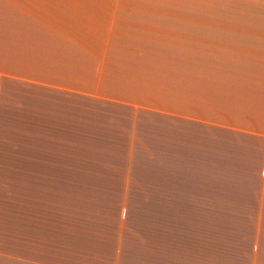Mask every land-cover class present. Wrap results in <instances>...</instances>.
Instances as JSON below:
<instances>
[{"label":"crops","instance_id":"crops-1","mask_svg":"<svg viewBox=\"0 0 264 264\" xmlns=\"http://www.w3.org/2000/svg\"><path fill=\"white\" fill-rule=\"evenodd\" d=\"M212 1L234 2L239 11L156 10L153 5L165 0H0V140L4 132H22L28 179H97L87 165L122 163L123 168L130 165L124 174L101 168L109 179L126 180L127 195L139 190L177 202L181 194L190 196L185 207L175 202L162 210L158 202L135 215L133 206L125 205L122 245L127 228L134 226L138 247L145 243L140 233L147 228L161 249L162 210L172 215L175 245L181 241L179 222L187 223V264H239V221L227 228L222 223L228 222L227 212L239 213L241 203L222 199L227 193L257 196L252 200L257 223L260 192H216L206 185L211 177L206 167L219 166L224 174L239 177L240 164H255L263 189L264 0ZM232 145L242 146L243 159L230 154ZM179 164L191 174L178 175ZM30 191L27 220L36 216ZM196 197L205 202L197 203ZM63 208L59 204L58 217L45 214L51 227L38 231L47 250L56 245L57 234L66 243ZM30 222L28 264L38 234ZM52 222H58V231ZM87 224L97 229L96 221ZM80 228L77 224L72 230ZM230 245L237 250L230 252ZM114 252L110 248L103 259L112 264ZM136 252L141 255L140 249ZM55 256L60 264L67 260L63 245ZM154 259L162 264V257Z\"/></svg>","mask_w":264,"mask_h":264},{"label":"rangeland","instance_id":"rangeland-1","mask_svg":"<svg viewBox=\"0 0 264 264\" xmlns=\"http://www.w3.org/2000/svg\"><path fill=\"white\" fill-rule=\"evenodd\" d=\"M165 1L169 2L153 6L157 7L156 10L173 12L196 11L230 14L239 11V4L234 2L212 0L206 3H191L189 0ZM20 136H22V132L9 131L2 133L3 140H0V264H28L27 231L29 230V220L32 221L30 222L32 231L36 230V234L38 231L39 233L42 232L45 227L47 228L46 224L51 227L49 225L50 220H45V214L58 217L60 214L59 204L64 205L62 213L67 215L68 220L69 227L66 228L68 234L65 235L66 243L61 244L57 234L56 245H52V248L47 250L42 241V235L38 233L34 240L35 254L31 264H60L59 257L55 256V253L60 252L61 245L64 246V251L68 255L67 260L62 261L63 264H110V261L108 263L107 259H103L104 256L108 255L110 248L115 251L112 264H118V261L120 264L156 263L155 259L146 257L149 256L148 254L146 256L137 254L140 238L137 237L139 234L136 235L134 226L129 230L127 228L128 232L122 245L121 230L123 224L121 223L127 214L125 205H135L133 201L135 197L132 198L131 195L125 194L128 187L125 179L122 177L120 181L113 177L109 179L108 172L104 176L105 170L101 168L107 166L108 171H121L124 174L130 165H126L125 168L122 167V163L87 165L95 169L99 177L97 179H87L85 176L77 178L75 175H71L65 180L43 179L39 178L38 175V178L28 179L27 145H20V141H22ZM226 143L222 147L224 150L227 147ZM22 144H26V142H22ZM185 150L187 151V149ZM230 154L239 160L244 158L242 146L232 145ZM231 165L233 164L225 166ZM145 166L149 169L153 168L150 165ZM184 168L186 167L179 164L178 175L187 176V174H191ZM188 169L191 170V168ZM239 170L238 177L235 174H224L219 166L214 167L207 164L206 174L208 176L209 173L211 177L205 180L206 185L216 189V192L225 189L241 194L253 193L256 195L260 192L257 223L256 212L258 211L255 204L252 203V200L257 199V196H246L239 198V203H241L239 204V213L227 212L226 219L228 222L222 224L224 228L233 227L232 224L239 221L236 227L239 232V264H264V186L262 185L263 189H260L255 164L250 166L249 164H240ZM198 171L203 172L202 169H198L196 175H199ZM229 176L232 177L226 181ZM262 178L264 184V174H262ZM213 184L216 185L213 186ZM206 188L209 189V187ZM31 189H33L36 205V216L35 219L27 220ZM194 192L200 193L201 191L194 190ZM195 200H198L197 203L205 202L199 197H196ZM135 210H132L133 215L136 214ZM32 212L34 214V211ZM210 214L219 215L218 212ZM95 221L97 229L89 228L87 223H94ZM77 224L81 226L80 230H72ZM52 226L57 231L59 230L58 222H52ZM33 238L32 236V240ZM111 241H114L115 245H111ZM148 242L150 243V240ZM179 251L181 252H178L176 260H171L172 252L176 251L170 249V264H187V261L189 262L183 250L180 248ZM143 252L145 254V251ZM46 257H48V262L45 261Z\"/></svg>","mask_w":264,"mask_h":264},{"label":"trees","instance_id":"trees-1","mask_svg":"<svg viewBox=\"0 0 264 264\" xmlns=\"http://www.w3.org/2000/svg\"><path fill=\"white\" fill-rule=\"evenodd\" d=\"M187 191V190H186ZM131 197H135L134 203L133 204V209H136L138 211H140L139 214H142V208L144 206H149V207H155V204L160 202L161 208L162 210L167 209L168 207L171 206V204L177 202V200L171 199L168 196H164L163 198H156L155 196L152 195H143L139 193V190L137 191H132L131 193ZM136 197H138L136 199ZM190 196L188 195H184V197L182 196V194L179 196V201L177 202V204H179L182 207H185L187 204H190ZM224 201V203H228L229 205H235L239 204V195L235 194V193H227V195L225 196V198L222 199ZM193 202V201H192ZM215 202L214 205H219L217 204L218 202ZM185 204V205H184ZM132 206V205H131ZM159 211L160 212V216L162 217L163 220V237L162 240L164 241L163 243H160L159 245H161V249H157V247L155 246V240H156V236L153 235V232L149 233V230L147 228L142 229L141 231V236L143 239H145V243H141L140 246L138 247V249H140L141 252V256H146L147 254L149 256H146L150 259H154V257H162L161 260H159V262H161L162 264H170V249H173L172 246H176L177 248L175 249V251H179V249L181 248V250H183L184 254L187 255V250L189 249L188 247V236L190 235V230L187 226L186 222L180 221L179 222V227H178V235H180V242L177 245H175V241H174V236H173V229L171 228V219H172V215L170 216V213L168 212H163V211ZM182 216H184L183 214H187V213H180ZM179 214V215H180ZM179 218H181V216H179ZM170 226V227H168ZM215 230H213V234H214ZM193 235V233H192ZM151 239V240H150ZM150 240V243L147 241ZM234 245H230V252L231 251H235L236 249H233ZM221 248L223 252H226L227 249L224 247H219ZM145 251V254L144 252ZM181 252V251H179ZM239 252V251H238ZM156 255V256H155ZM167 261V262H166Z\"/></svg>","mask_w":264,"mask_h":264}]
</instances>
